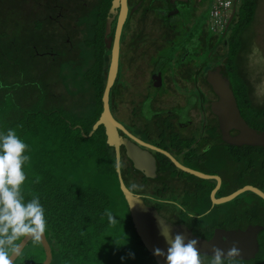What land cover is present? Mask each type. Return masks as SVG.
I'll use <instances>...</instances> for the list:
<instances>
[{"label":"trees","instance_id":"obj_1","mask_svg":"<svg viewBox=\"0 0 264 264\" xmlns=\"http://www.w3.org/2000/svg\"><path fill=\"white\" fill-rule=\"evenodd\" d=\"M69 2L76 3L80 9L83 8L81 7L83 2L80 0H0V131L13 128L27 145L26 154L29 160L23 166L26 180L22 185V194L25 199H30L33 195L38 196L45 209L47 226L44 233L52 252L50 264H115L112 263L114 261H120V264H146L147 262L156 264L153 255L146 250L135 231L127 203L120 189L115 153L106 143L103 128H99L88 137L93 123L102 111L105 80L101 79L96 68L90 69L84 75L77 73L74 77L77 80L79 76H84L82 79L88 80L91 76L89 83L93 90V115L91 125L86 130L83 125L77 126L79 122L76 118L71 119L67 113V109L71 108L72 98L55 94L56 88L52 81L53 74L50 72V67L57 60L49 61L46 56L48 52L54 53L56 50L55 36L58 34L55 22L56 12L62 5L64 7L62 14H65L69 10L66 7ZM256 8L257 0L239 1L237 19L231 27L228 38L210 30L207 11L205 15L199 17L190 32L183 27L176 34L189 36L194 34V29H197L201 36L191 40L201 47V52L195 51V57L190 58V64L187 67H193L197 74L201 72L202 81L210 91L205 81L207 71L204 70V66L209 61L221 64L242 118L250 127L264 131V101L257 97L255 86L257 82L254 83L251 76L249 77L248 73L239 68L246 57V44L242 33L254 22ZM193 13L187 18L185 25L192 21ZM157 44L160 47L164 45L161 42ZM170 45L172 44H167V46ZM175 45V50L177 47L187 49L184 44L176 43ZM137 48L135 46L132 53H136ZM187 50L191 51V49ZM103 56L109 57L105 54ZM64 61L65 67L67 62L73 64L77 60L67 57ZM48 72L50 74L46 75ZM61 74L64 75L62 72ZM42 77L46 80L43 84ZM82 89L85 88L82 87ZM197 91L198 89L192 91L193 98L190 100L196 103L195 106L192 105L195 109L198 108L202 97L204 98V95H199ZM110 95L111 99H117L119 92L117 89L111 90ZM207 99L210 100L209 97ZM115 108L116 106L112 107V109ZM205 112L209 114L204 121V127L208 128L205 146L215 147V144L222 146L225 151V162L232 160L235 165L232 167L234 175H228L226 179L238 183L226 188L223 185V178L220 177L222 187L217 197L227 196L245 185L255 186L264 192V148L233 147L225 144L221 140L216 117L209 110L208 105ZM153 116L151 114L146 117L147 127L152 124L158 126ZM159 117L160 114L155 118L160 120ZM79 119L85 120L84 117ZM166 126L169 134L177 135L178 131L173 122L168 121ZM172 146V149H180L178 144ZM163 157L168 165L174 166L165 156ZM189 167L210 174L196 167ZM168 171V167L160 170L161 177L165 181L171 180L170 177H163ZM122 175L126 184L128 176L125 173ZM192 177L200 180L195 176ZM129 181L128 187L131 186ZM172 181L176 183L174 178ZM204 181L212 182L207 192L209 197L216 181ZM154 183L157 184V181ZM144 185L147 186V184ZM136 186L135 183L132 184L134 189ZM195 187L197 185L190 181L188 192L191 193L184 191L185 195L193 198L191 200L189 198V202L185 204L179 202L183 210L176 209L174 204L153 203L149 199L146 200L147 192L143 191L145 187H140L133 192L141 196L145 204L154 205L162 217L175 224L187 223L184 214L193 210L198 212L193 220L197 217H212L213 219L207 223L189 224L193 232L199 236L200 234L196 232L206 230L208 239L211 238L214 230L221 226L227 229H246L250 225L264 227V200L258 195L249 191L239 195L233 200L237 201L233 207L235 210L231 214H226L228 218L224 216L222 221H216L214 219L218 217L213 216L215 212L207 214L199 211L195 196L192 195ZM111 188L114 192L117 191L120 197L124 208L121 212H116L114 208L116 197L115 193H109ZM107 214L112 216L111 220L108 219ZM33 246L39 250L37 254L33 251ZM143 258H147V261ZM44 259L45 253L40 241L31 240L13 264H42ZM210 259L202 256V264H209ZM229 264H264V230L259 234L258 253L252 261L239 262L230 259Z\"/></svg>","mask_w":264,"mask_h":264},{"label":"flooded vegetation","instance_id":"obj_2","mask_svg":"<svg viewBox=\"0 0 264 264\" xmlns=\"http://www.w3.org/2000/svg\"><path fill=\"white\" fill-rule=\"evenodd\" d=\"M80 1L83 2L81 4V7H83L82 9H80L79 5L73 2L66 4V7H68L69 10L66 11L65 14H62L64 7L62 8V6H60L58 8L55 19L58 34L55 36L56 50L54 53H51L52 57H58L59 54L65 52L69 57L78 60L79 54L77 43L79 40L87 41L88 46L85 50H91V55L89 57H94L90 60L89 64L95 61L94 64H91V69L96 68L98 70V75L101 76L103 81L105 80V86L112 48L115 39L117 38L116 35L118 34V68L117 75L110 88V92L108 93L109 106L113 117L137 140L134 141L132 138H129L123 132L119 131V135L123 141H130V143L137 145L139 148L135 163L129 158L128 153H126L127 148H125L124 143L122 142L119 145L118 153H120L121 171L128 176L126 185L130 180L129 183L131 186H129L132 189L131 191H134L140 187H145L146 189V187L151 184V181H153V183L157 181V192L154 187L151 193L145 195L146 197H151L150 200L153 201V203L168 200L166 199V197H168L166 192L169 193L173 187L179 189V193L184 194L185 189L183 187H188L190 181L181 176L175 177L170 171L166 172V176L163 177H170L171 180L165 181L161 177L160 172L163 167H168V164L163 157L164 155L155 152V150L145 146V144H150L159 149L168 151V153L179 164L188 168L190 167L183 164L175 155L176 149L170 150L153 138V128L150 126L147 127L148 125L146 124L145 119L149 114H153L154 116L152 118L156 120V115L160 114L162 120L165 118L163 114L169 113L171 116L168 117L167 120L176 125L180 136H183L182 134L184 131L190 129L191 124H188L185 115L180 118L173 116V114L178 110H184L183 106L185 104H183L182 101L189 102L193 98L191 96L192 91L198 89L199 84L205 86L202 81L203 77L200 76L201 72L197 74L193 67H187L190 64V58L195 57L196 54V52L187 50L190 49L189 44H195L191 39L201 35L197 32V29H194V34H189V36H187L188 34L176 33L183 27H186L190 32L191 27L197 23L199 17L203 15V12L205 11L209 12L210 17H212L213 7L216 0H106V3H100L99 6L96 5V0ZM229 1L230 8L228 10L226 21L220 25L216 23L208 24L211 31L227 38L231 32V27L237 19V8L240 0H237V2H235V0ZM123 4H125V6H123ZM234 7H236V15L229 28L225 29ZM124 8L126 11L125 14ZM192 13L194 14L192 21L188 23V25H185L187 18ZM123 15L124 19H122ZM67 16L70 17L68 20ZM80 17L88 18V21L79 23ZM109 20L110 25L107 28V22ZM65 25L68 31L64 29ZM118 26L120 30L119 33L117 32ZM105 39L108 41L106 42ZM159 42L162 44L164 43V45L160 47L157 44ZM178 42H182L180 44L185 43L187 49L177 47V50H175L176 47H174V45L176 43L178 44ZM108 43L110 44L109 47L107 45ZM168 43L172 45L167 46ZM133 46L138 47L136 53H132L134 50ZM101 50L104 51L101 52ZM164 50H166V52ZM199 50L201 52V49ZM163 51L164 53L162 54ZM104 54L109 57H104ZM191 64L193 65L194 63L192 62ZM214 64L219 63L209 61L207 65L204 66V70L209 71L210 67ZM105 68L106 71L104 72ZM82 78H84V76ZM189 85L193 86V88L191 89ZM165 88H168L172 94L166 95ZM115 89L118 90L119 96L117 99H111V90ZM197 92H199V89ZM183 94L184 96H190V100L182 96L183 99L181 98L178 101L180 95ZM201 94L202 93L199 92V95ZM210 94L213 97L212 99L208 100L203 93L204 98L202 97L200 104H198V108L195 109L193 107L196 112V118L192 124L201 120L203 122L201 130L203 131L206 129L204 127V118H202L203 114H205V108L207 105L209 107L210 103L216 99L211 87ZM112 105L118 107L119 111L116 110V108L112 109ZM170 105L173 106L168 107ZM132 122H134V124ZM216 122L218 125V120ZM143 126L147 127L149 130L143 128ZM231 134L233 135L235 132H232ZM201 136L206 138L207 134L204 135L203 132V135ZM149 159L154 160L155 166L153 173L149 171V169L151 170L150 165L148 166ZM148 173H151L152 176H148ZM173 178L176 183L172 181ZM165 182L168 184L164 185ZM133 183L137 185L136 189L132 187ZM144 184H147V186ZM182 188L183 191H181ZM217 193L215 194V197L220 198L217 197ZM155 196H162V198L159 199ZM148 206L155 208L154 205L149 204ZM229 223L231 224L232 222L230 221ZM179 224L186 225L195 237L208 240V232L206 230L202 229L196 232L200 234L199 236L193 232L189 222H182ZM220 228L225 227L221 226L216 228L214 232ZM197 229H199L198 226ZM227 230L231 229L229 228Z\"/></svg>","mask_w":264,"mask_h":264},{"label":"water","instance_id":"obj_3","mask_svg":"<svg viewBox=\"0 0 264 264\" xmlns=\"http://www.w3.org/2000/svg\"><path fill=\"white\" fill-rule=\"evenodd\" d=\"M237 2V0H235ZM125 6V4H123ZM230 8L229 0H216V3L213 7L212 17L210 13L207 12V20L209 23H216L218 25L224 23L228 16V10ZM124 8V14H125ZM206 11L203 12L205 15ZM236 15V7L232 11V15L228 20L225 29H228ZM124 19V15L122 16ZM110 25V20L107 22V28ZM119 33V26L117 29ZM216 35V34H215ZM115 43L112 48L111 60L107 74V82L104 87L102 94V111L96 121L93 123V127L88 135H92L100 127L103 128L106 142L108 147L114 148L115 158H116V171L119 178L120 189L124 195L125 201L128 206V211L132 218V222L135 228L136 233L140 237L143 245L146 250L150 252L156 264H165L164 258L162 256L154 255V249H161L166 252L167 244L164 238L160 234V227L165 230H170L172 234L180 233L185 236L187 239L196 238L198 240L197 250L201 256H207L211 258L212 248H220L225 252L232 246H235L239 249V254L230 259L239 261V262H249L252 261L258 253V237L259 234L264 230V227L261 225H250L246 229H231L227 230L225 228L217 229L213 236L210 239H203L195 237L192 231L184 224H169L168 222L161 219L160 226L157 223V219L161 218V215L157 210L151 206H148L138 195H135L130 191V189L123 183L121 174H120V165H119V145L124 143L125 148H127L128 156L131 160L136 163V158L139 148L137 145L130 143V141L124 140L119 135V131L123 132L129 138H132L134 141H137L135 137L131 136L127 130L119 123L112 115L110 106H109V95L110 88L115 80L117 75L118 68V49L119 41L118 34L116 35ZM107 42L108 40L105 39ZM182 43V42H179ZM178 43V44H179ZM186 45L185 43H183ZM108 47L110 44H107ZM190 49L192 52L201 49L199 45H191ZM199 65V63H198ZM209 68V67H208ZM205 80L207 84L211 87L212 92L214 93L216 99L210 103L209 109L212 114L218 120V128L220 131L221 140L230 146L235 147H263L264 148V131H260L250 127L247 122L242 118L240 110L238 108L235 96L233 91H231V85L227 78V75L221 64H214L210 67L209 71L206 73ZM192 89L193 86L189 85ZM190 100V98H189ZM194 105V102H188L187 106L183 108L184 110H178L176 114L178 117H183L188 109ZM169 113H164L163 115H168ZM149 114L148 116H150ZM188 124L192 121V118H186ZM235 132V134H231ZM139 142V141H138ZM134 143V142H133ZM142 143V142H141ZM145 146L155 150V152L163 154L167 157L179 170L193 175L199 179L204 180H215L216 186L210 193V199L213 205H222L228 204L239 195L245 192H252L258 195L261 199L264 200V192L252 185H245L244 187L236 190L235 192L220 198H216L215 194L220 189L222 185V180L217 175H209L202 173L200 171L185 167L179 164L169 153L168 151L159 149L150 144H145ZM150 165L151 173L154 171V160H148V166ZM151 173H148V176H152ZM170 222V220H169ZM31 241L29 238H23L20 241V252L12 258L11 264L19 257L23 249ZM42 248L45 253V259L42 264H50L52 261V252L51 247L48 243V240L43 233L39 239Z\"/></svg>","mask_w":264,"mask_h":264},{"label":"rangeland","instance_id":"obj_4","mask_svg":"<svg viewBox=\"0 0 264 264\" xmlns=\"http://www.w3.org/2000/svg\"><path fill=\"white\" fill-rule=\"evenodd\" d=\"M65 4V2H63ZM100 3H106V0H96V5H100ZM62 6V5H60ZM63 8V6H62ZM70 17L67 16V20ZM79 23H83L84 21H88V18L80 17L79 18ZM93 21V19H92ZM64 29H67L66 25L64 26ZM57 33V32H56ZM242 38L245 41L246 48V57L244 62H242L241 66L239 67L242 69L245 73H248V76L252 78L254 83H256V94L259 100L264 101V0H257V8H256V14H255V19L254 22L246 28V30L242 33ZM93 41V40H89ZM64 43V40H63ZM179 43V42H178ZM88 46V42L84 40H79L77 43V48H78V60L75 61L73 64L67 62L65 67V61L64 59L69 57L67 53H61L59 54L58 57H52L53 52H48L47 54V60L49 61H56L55 64H53L50 67V72L53 74L52 76V81H54V86L56 88V95H66L69 98H72L71 100V108L67 109V113L70 115L71 119L76 118V121L79 122V125H83L85 130L90 127L92 118L91 116L93 115V102H92V86L90 85L89 81L91 82V76L90 78L87 79H82L81 76L78 77L77 80L74 79V77L77 75V73H83L87 74L89 69H91V64L90 60L94 57H89L91 55V50L87 51L85 48ZM101 60V59H100ZM99 60V61H100ZM87 69V70H86ZM48 72L46 75L50 74ZM61 72L64 74L62 75ZM44 77V76H43ZM42 77V78H43ZM41 80L42 84L46 81L45 78ZM85 88L84 90L82 89ZM199 92L202 94L204 93L206 97H209L212 99V95L210 94V91L207 87L202 86L199 84L198 86ZM166 95H171L172 93L168 90V88L164 89ZM187 94V92H186ZM65 95V96H66ZM74 96V97H72ZM183 97H186L189 99L190 96H184L180 95V98L178 101ZM67 97V98H68ZM183 99V98H182ZM183 108L187 106L188 102L182 101ZM196 103H194L195 106ZM173 105H170L168 107H171ZM70 110V111H69ZM117 110V107H116ZM194 108H190L187 110L185 113V118H192V121L189 123L191 124V127L189 130L183 132V136H180L178 133L175 136V134H169L168 128L166 126L167 118L170 117L171 115H163L165 118L161 120H155V122H158V126L155 124L150 125L151 128H153V138L163 144L165 147L168 149L172 150V145L173 144H178L180 145V149L175 148V155L180 159V161L191 167H196L200 170H203L205 172L210 173L209 175H217L223 178V185L227 188L231 185L235 186L238 183L235 182H230L229 180L226 179V176L228 175H234V172L232 171V167L235 166L233 165L232 160L225 162V154L223 151L224 149L222 148L221 145L217 146L216 144L214 145L215 147H206L204 143L205 142V137H202L201 135H206L208 133V128L205 129V131L201 130L203 127V122L197 121L194 124L193 121L196 118V112L194 111ZM119 111V110H118ZM118 114V113H117ZM119 115V114H118ZM208 113L205 112L203 114L202 118H204V121L207 120L208 118ZM86 116V117H85ZM173 116L178 117V114H173ZM85 118L84 121H82L79 118ZM91 119V120H90ZM157 124V123H156ZM93 127V125H92ZM143 128H146L149 130L147 127L143 126ZM162 128H166V130H162ZM92 136V135H90ZM89 136V137H90ZM192 150V151H190ZM190 151V152H189ZM168 170L172 172L175 176H181L184 177V179L188 181H192L197 187L194 188V193L192 195L195 196V201L198 203V209L200 212H206V213H214L213 216H215L214 220L222 221L224 216L227 217L226 214H231L235 208L233 207L237 204V201H231L228 204H223L217 207H214L212 209V202L209 197H207V192L209 188L212 186V182L210 181H204V179L197 180L193 178L191 175H184L182 171H180L176 166H171L168 165ZM187 174V173H186ZM115 184V182L113 181ZM233 183V184H232ZM114 184H112L114 186ZM168 184L165 182L164 185ZM154 185V186H153ZM157 185L158 184H150L146 189L147 193H151L153 188L155 187V190L157 192ZM181 188V187H180ZM186 190V193L188 192V187H183ZM109 193H115L116 201L114 199V208L116 212H121L124 208L122 205V202L120 200V197L117 195V191L114 192V189H109ZM168 194V197L166 199L175 201V203L182 202L183 204L189 202L193 198L192 196H187L183 193H179V189H176L173 187L171 191L166 192ZM191 193V192H188ZM225 195V193H223ZM158 197L159 199L162 198V196H155ZM146 200H150L151 197H145ZM149 203V202H148ZM169 205V204H168ZM204 208V209H203ZM220 208V209H219ZM206 210V211H205ZM125 213V212H124ZM123 213V214H124ZM185 213V212H183ZM188 213V212H187ZM187 213L184 214L185 219L189 223H195V222H209L212 217H197L193 220L194 217H196V213H198L196 210L192 211V217L189 218ZM228 218V217H227ZM132 219V218H131ZM33 251L37 254L39 251L36 246H33ZM142 253V252H141ZM141 258L142 256H137ZM146 257V256H145ZM109 259V258H108ZM111 259V258H110ZM147 261V258H143ZM114 261V260H113ZM112 263L115 264H120V261H114ZM146 263V262H144ZM147 262L146 264H148Z\"/></svg>","mask_w":264,"mask_h":264},{"label":"clouds","instance_id":"obj_5","mask_svg":"<svg viewBox=\"0 0 264 264\" xmlns=\"http://www.w3.org/2000/svg\"><path fill=\"white\" fill-rule=\"evenodd\" d=\"M26 149V143L13 128L0 131V264H11L12 258L20 252L19 241L22 238L38 241L47 226L45 209L40 203V198L33 195L30 199H25L22 194V185L26 180L23 166L29 160ZM120 174L125 184L121 167ZM128 188L130 191L132 190L130 187ZM159 203L174 204L176 209L183 210L182 205L171 200H162ZM107 215L111 220L112 216ZM187 215L189 218L192 217L191 212H188ZM161 219L171 224L161 216L157 219L159 226ZM160 234L167 244L166 252L157 248L154 249V255L162 256L165 264H202V256L197 250L198 240L196 238L186 240L184 235L172 234L170 230L161 227ZM238 254L239 249L235 246L230 247L226 252L213 247L209 264H229L230 258Z\"/></svg>","mask_w":264,"mask_h":264}]
</instances>
